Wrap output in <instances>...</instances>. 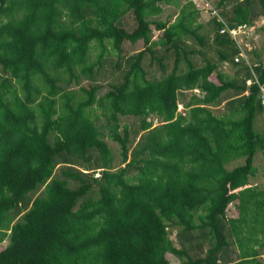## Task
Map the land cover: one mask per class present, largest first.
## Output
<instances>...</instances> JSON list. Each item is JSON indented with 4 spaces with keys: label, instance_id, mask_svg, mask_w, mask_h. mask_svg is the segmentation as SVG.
Wrapping results in <instances>:
<instances>
[{
    "label": "trees",
    "instance_id": "trees-1",
    "mask_svg": "<svg viewBox=\"0 0 264 264\" xmlns=\"http://www.w3.org/2000/svg\"><path fill=\"white\" fill-rule=\"evenodd\" d=\"M171 2L0 0V232H9L0 264H264V190L249 183L256 154L264 157V129L255 128L264 58L227 32L253 27L264 0H215L206 23L190 0L172 23L151 20ZM139 42L142 50L122 55ZM111 53L122 59L121 81L99 100L96 87L84 88L76 102L71 87L81 75L93 80ZM223 101L229 111L214 114ZM120 117L140 120L132 152L136 134ZM106 138L123 167L113 168ZM235 202L240 216L227 218ZM230 245L232 261L223 257Z\"/></svg>",
    "mask_w": 264,
    "mask_h": 264
},
{
    "label": "rangeland",
    "instance_id": "rangeland-1",
    "mask_svg": "<svg viewBox=\"0 0 264 264\" xmlns=\"http://www.w3.org/2000/svg\"><path fill=\"white\" fill-rule=\"evenodd\" d=\"M172 2L168 5L163 4V11L162 13L157 16L154 17L151 20H160V21H167L168 23H172L178 12H179V7L187 4L188 1L190 0H171ZM205 0H192V2L195 4L196 8L200 10V18L198 19L200 23H206L208 22V20L211 18V14L210 11H208V9L212 8L211 3L215 2V0H210V2H207ZM125 20V19H123ZM127 20L130 22V26H132V20L130 16H127ZM122 24V23H119ZM254 26L251 29H248L246 31V35L245 38L243 37H238V39L236 40L237 43L246 48L247 51H250V57H254L253 51L255 53H258L260 55V57L264 58V17L259 18L254 24ZM207 32V30H204L203 33ZM153 37L154 39H157L160 37V32L155 31L153 32ZM123 56L125 58L129 57L130 55L140 51L143 49V44L142 42L137 43L136 45H129L128 43H125L123 45ZM161 51L158 52V54ZM252 52V53H251ZM206 54L212 58L214 61L218 62V56L215 53V50H210L207 51ZM243 56V55H242ZM118 58L115 53H111L107 55V59L104 60V62L102 63V65L100 66L99 70L98 68H94V72L97 71L96 73V77L93 78V80L88 77H86V75H81L80 79H79V83L76 85H73L71 88L72 90L77 94L75 101L79 102L84 98V92L83 89L84 88H89V87H96L97 88V99L99 100V98H101L108 90H110V84L117 80V81H121L122 78V73L120 68H117L114 66L115 62L118 61ZM244 58L247 59L246 56H244ZM249 58V56H248ZM120 59V58H119ZM122 61V59H120ZM219 70L221 72H224L226 75H228L229 77H240L241 75L236 73L235 68L232 66V64L230 63H219ZM123 70H124V64H123ZM242 74V73H241ZM240 80V78L238 79ZM70 89V88H68ZM93 113L95 115H97V117L99 118V121L97 122L98 125L104 124L105 123V118H103L102 113L104 112L103 109L99 108V103H96L94 105L93 108ZM181 110V106H178V111ZM214 114L216 115H224L229 111V106L228 104H226V101H223L221 103L220 106L215 107L212 109ZM120 126L121 128H123L125 125L128 126L132 132L134 134H136L135 136V140L132 143L131 147H130V152L134 151L138 146V140H139V136L141 135L140 133V120L134 117H120ZM158 121H154V125L157 124ZM120 128V129H121ZM255 128L258 129H264V114H262L261 116H259V119H257L256 123H255ZM132 138H133V134H132ZM106 141L108 142L113 155L115 156V160H114V165L113 168L119 169L123 166H121L120 164V157H119V147L116 143L112 142L111 140H109L108 138H106ZM244 160L243 159H238L237 161H233L232 163H230L227 166V170L230 171L232 169H234L235 167L241 166L243 165ZM77 166L79 168H83L82 166H80V164H77ZM254 167L256 168V174L254 175V177L250 178L249 183L251 185L254 186H258L259 189L264 190V157L262 156V154L259 152L256 154L255 158H254ZM62 166L61 165H57L56 169H55V175L54 177L56 178H60L63 177L61 175V170H62ZM85 169V168H84ZM82 170V169H81ZM86 171V170H84ZM130 174L133 176V180L134 182H138L140 180V178L142 177V174L139 170L137 169H131L130 170ZM135 177V178H134ZM71 187L74 186L73 182L69 183ZM76 185V184H75ZM94 192H96L94 189L91 193V195H96L94 194ZM42 192L36 195L32 196L31 200H34V198H36L37 196H41ZM226 217L227 218H235V217H239L240 216V212H239V208H238V203H232L228 206L227 208V212H226ZM227 219L223 220V223L226 226V222ZM170 233H169V238L172 240V242L174 243V245L177 248L181 247V243L179 242V230L177 228H170ZM201 232L199 231V234ZM225 234L227 237V240L229 241V243L232 244L233 242V238L229 233V228L228 226L225 227ZM203 237V236H202ZM8 238H9V232H4L1 231L0 232V250L2 248H4L5 246H7L8 243ZM198 240H193V243H197ZM200 243L204 246V249L208 246L207 241L204 240L200 241ZM228 252H231V257L229 256H225L223 253V257L227 258L229 261H232L234 259H236L237 257V253H236V248L234 247V245H230V247L228 248ZM170 258V256H169ZM224 260V259H223ZM260 260H262V262L264 263V254L260 257ZM180 260L178 258H172V264H176L178 263Z\"/></svg>",
    "mask_w": 264,
    "mask_h": 264
},
{
    "label": "built area",
    "instance_id": "built-area-1",
    "mask_svg": "<svg viewBox=\"0 0 264 264\" xmlns=\"http://www.w3.org/2000/svg\"><path fill=\"white\" fill-rule=\"evenodd\" d=\"M251 28L252 27L248 28L246 26H239L238 28H235V29H232V30L231 29L230 30L227 29V32L231 35V37L234 39V41H236L238 39V37H243L244 35H246V31L248 29H251ZM244 38H245V36H244ZM240 56L244 57L245 54L244 53H241ZM249 84H250V82H249ZM261 90L264 91L263 89H261ZM262 104L264 106V94L262 95Z\"/></svg>",
    "mask_w": 264,
    "mask_h": 264
}]
</instances>
